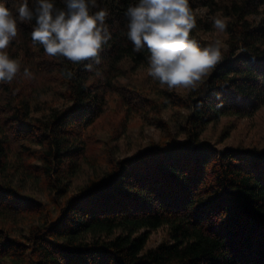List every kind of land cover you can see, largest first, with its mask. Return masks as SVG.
Here are the masks:
<instances>
[{
    "label": "trees",
    "instance_id": "16d2710c",
    "mask_svg": "<svg viewBox=\"0 0 264 264\" xmlns=\"http://www.w3.org/2000/svg\"><path fill=\"white\" fill-rule=\"evenodd\" d=\"M0 2L15 12L21 0ZM138 2L97 0L111 39L91 72L33 45L34 20L18 23L8 52L21 74L0 83V264H264V147L204 139L222 119L264 108V0H190L201 47L214 28L198 11L228 27L222 61L185 93L123 82L147 67V50L126 36L124 13ZM172 110L184 112L166 121ZM136 118L159 139L117 159L115 142ZM87 168L101 172L74 186Z\"/></svg>",
    "mask_w": 264,
    "mask_h": 264
},
{
    "label": "clouds",
    "instance_id": "9594fccd",
    "mask_svg": "<svg viewBox=\"0 0 264 264\" xmlns=\"http://www.w3.org/2000/svg\"><path fill=\"white\" fill-rule=\"evenodd\" d=\"M58 8L52 0H21L15 12L0 2V83L11 84L21 74V62L10 57L8 49L19 34L18 23L35 21L33 45L43 47L49 57H63L93 71L100 63L103 46L111 39L110 13L97 8V0H63ZM126 36L133 51L147 50V76L169 90H197L223 59L224 42L217 38L201 47L191 38L196 28V13L190 0H139L125 13ZM217 33H225L228 18H212ZM28 68L23 76L31 78ZM71 79L73 73L67 72ZM219 98V97H218Z\"/></svg>",
    "mask_w": 264,
    "mask_h": 264
},
{
    "label": "rangeland",
    "instance_id": "374dc122",
    "mask_svg": "<svg viewBox=\"0 0 264 264\" xmlns=\"http://www.w3.org/2000/svg\"><path fill=\"white\" fill-rule=\"evenodd\" d=\"M198 13L210 21H213L212 18L215 17L208 14L206 10H200ZM202 38L208 41L219 38L224 41L223 33H217L215 29L212 32L203 34ZM146 68L139 69L133 79L125 78L123 82L133 83V80H137L140 84L145 83L149 85L155 80L147 76ZM179 91L185 93L188 90L180 89ZM183 112L177 110L167 111L165 112L164 119L166 121L178 119ZM115 120H118V118ZM113 124H116L114 119ZM111 131L112 129L103 133L100 137L104 140L112 138L113 133ZM159 135L160 132L156 128L151 127L148 122H143L140 118L133 119L128 123L127 131L123 138L115 142V157L117 159L132 157L136 153L146 150L152 141L159 139ZM204 139L212 143H219L220 147H264V108L253 118L238 119L233 117L222 119L220 123L209 127L208 131L204 134ZM99 172H101L100 169L95 171L92 168H87L85 173L80 175L74 186L78 187L85 184L89 178ZM148 234V245L151 248L159 245L166 237V231L163 228L150 231Z\"/></svg>",
    "mask_w": 264,
    "mask_h": 264
}]
</instances>
